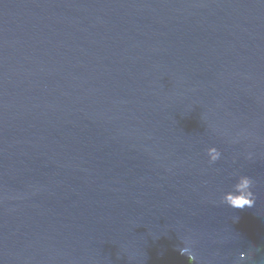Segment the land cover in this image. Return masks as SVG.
I'll return each mask as SVG.
<instances>
[{
  "label": "water",
  "instance_id": "95a60500",
  "mask_svg": "<svg viewBox=\"0 0 264 264\" xmlns=\"http://www.w3.org/2000/svg\"><path fill=\"white\" fill-rule=\"evenodd\" d=\"M240 175L255 209L221 203ZM185 238L264 264V0H0V264H189Z\"/></svg>",
  "mask_w": 264,
  "mask_h": 264
},
{
  "label": "clouds",
  "instance_id": "9594fccd",
  "mask_svg": "<svg viewBox=\"0 0 264 264\" xmlns=\"http://www.w3.org/2000/svg\"><path fill=\"white\" fill-rule=\"evenodd\" d=\"M207 156L209 163L214 164L221 158V152L215 147L207 148ZM251 159V154H249ZM254 182L247 175H240L233 185L231 191L225 192L221 197V203L228 205L233 209L248 210L256 208V197L253 192ZM184 247L180 248L179 251L182 255H186L189 260V264H195L196 257L192 250V241L188 238L183 239ZM249 254L241 252L239 259L241 261L248 259Z\"/></svg>",
  "mask_w": 264,
  "mask_h": 264
}]
</instances>
